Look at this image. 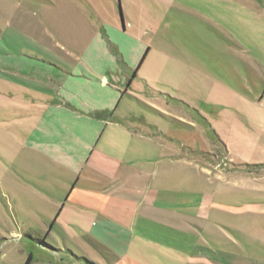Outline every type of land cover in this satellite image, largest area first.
<instances>
[{"label": "rangeland", "instance_id": "rangeland-1", "mask_svg": "<svg viewBox=\"0 0 264 264\" xmlns=\"http://www.w3.org/2000/svg\"><path fill=\"white\" fill-rule=\"evenodd\" d=\"M222 1L242 2L241 18L224 11ZM250 1L0 0V264L67 258L34 247L37 240L52 246L45 226L62 182L58 168L37 152L42 138L35 129L48 111V91L62 87L73 66L76 72L88 64L84 51H106L116 67L110 76L124 82L116 114L125 124L190 163L172 173L175 190L207 194L212 204L199 219L185 218L188 232L176 233L185 262L156 257L153 264H264V167L230 160L205 120L208 85L189 68L227 66L226 51L236 52L239 69L254 53L264 64V9L250 8ZM240 70L241 93L260 96L254 73ZM225 76L216 70L210 81Z\"/></svg>", "mask_w": 264, "mask_h": 264}, {"label": "crops", "instance_id": "crops-1", "mask_svg": "<svg viewBox=\"0 0 264 264\" xmlns=\"http://www.w3.org/2000/svg\"><path fill=\"white\" fill-rule=\"evenodd\" d=\"M248 4L264 9V0ZM243 8L242 2L222 1V9L232 11L235 18H241ZM249 15L256 18L251 10ZM202 54L209 59L208 51ZM226 55L230 59L227 66L202 63L191 65L190 72L208 85L204 103L210 118L205 120L212 121L227 156L261 168L264 92L248 97L235 84H241L244 67L254 73L255 90H264V64L254 53L239 69L234 63L236 52L226 51ZM83 58L89 65L81 63L76 72L73 66L66 74L69 80L62 87L58 84L56 92L48 91V111L42 127L35 129L42 138L37 152L48 156L62 182L52 196L57 201L55 214L45 226L44 240L48 237L52 246L37 240L34 247L49 254L64 253L67 258L51 263L29 256V264H153L156 257L185 262L177 252L176 233L190 230L187 216L199 219L204 215L212 205L208 195L175 190L172 173L179 163L185 168L190 163L168 154L172 152L169 147L146 140L143 132L127 126L124 117L116 114L122 101L119 86L124 82L115 74V80L111 78L116 67L109 65L106 51H84ZM216 70L227 79L211 82L210 73ZM210 84L215 91L212 97ZM51 127L56 130L49 131ZM152 129L160 132L155 124ZM45 147L51 150H41Z\"/></svg>", "mask_w": 264, "mask_h": 264}, {"label": "trees", "instance_id": "trees-1", "mask_svg": "<svg viewBox=\"0 0 264 264\" xmlns=\"http://www.w3.org/2000/svg\"><path fill=\"white\" fill-rule=\"evenodd\" d=\"M145 56H146V53L142 56V58H141V60H140V62H139V64H138V67L136 68V70H135L134 73H133V76L135 75V73L137 72V70L139 69V67L141 66V64H142V62H143ZM128 84H130V82H129ZM29 263H30V258H28V259L25 261L24 264H29Z\"/></svg>", "mask_w": 264, "mask_h": 264}]
</instances>
